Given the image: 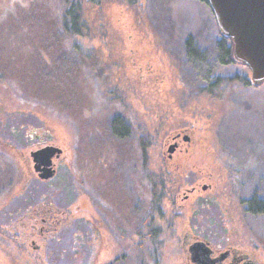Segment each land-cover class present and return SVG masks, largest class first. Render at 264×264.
<instances>
[{"label":"rangeland","instance_id":"374dc122","mask_svg":"<svg viewBox=\"0 0 264 264\" xmlns=\"http://www.w3.org/2000/svg\"><path fill=\"white\" fill-rule=\"evenodd\" d=\"M76 2L68 38L63 0H0V264H194L193 235L264 264L244 204L264 200V81L215 58L211 84L196 75L183 41L215 56L221 38L208 2ZM48 145L47 181L30 152Z\"/></svg>","mask_w":264,"mask_h":264},{"label":"water","instance_id":"95a60500","mask_svg":"<svg viewBox=\"0 0 264 264\" xmlns=\"http://www.w3.org/2000/svg\"><path fill=\"white\" fill-rule=\"evenodd\" d=\"M210 5L219 33L230 39L232 56L235 62L250 70V81L257 85L264 81V0H206ZM184 137V140H187ZM176 145L168 148L171 153ZM62 150L55 146H44L30 152L33 170L41 180L54 176L52 158L58 157ZM205 187H203L204 189ZM190 260L194 264H215L217 259L210 257L208 243L196 241L189 246ZM241 264H257L247 260Z\"/></svg>","mask_w":264,"mask_h":264},{"label":"trees","instance_id":"16d2710c","mask_svg":"<svg viewBox=\"0 0 264 264\" xmlns=\"http://www.w3.org/2000/svg\"><path fill=\"white\" fill-rule=\"evenodd\" d=\"M63 1L64 6L59 19V26L61 27L60 30H62L68 38L78 35L79 33L82 34V25L80 21L81 16L79 15L80 6L77 4L76 0L72 1L70 4L68 3V0ZM126 1L128 4L136 2V0ZM13 32L14 30H12V33ZM27 37L30 38L32 36L29 35ZM183 47L187 61L195 71L196 75L209 84L212 83L209 68L212 63V59L215 58L218 63L224 65L236 63L232 56L231 40L224 36H221V38L217 40L215 56H212V54L210 55L205 50H202L192 37H187L183 41ZM36 78H38V75L31 76V79L35 81ZM239 80L245 82L246 85L250 84V79L247 76L239 78ZM110 129L112 134L120 139L126 137L130 132L129 126L120 115H116L112 118L110 121ZM244 204L248 212L252 214L264 215V200H261L256 196H252L245 200Z\"/></svg>","mask_w":264,"mask_h":264},{"label":"flooded vegetation","instance_id":"af4514ba","mask_svg":"<svg viewBox=\"0 0 264 264\" xmlns=\"http://www.w3.org/2000/svg\"><path fill=\"white\" fill-rule=\"evenodd\" d=\"M222 36V35H221ZM245 87L247 86H250V85H246L245 82L241 81ZM181 132H177L174 136V139L173 141H175L173 144L176 145V149L178 148V140H184L183 137H181ZM189 138L186 140L188 141ZM54 167V165H53ZM50 180V179H48ZM47 180V181H48ZM193 189V188H192ZM192 191V190H191ZM37 214L39 213V211L36 212ZM45 213L47 214H50L49 211H46ZM58 221L57 219L55 220V222ZM41 223L44 225L45 223H48V219L47 218H41ZM56 229V226L52 225L50 227V229H45L44 227H40L38 229V232L40 235H42L43 237V240L46 239V237L48 236V234L51 232V230H55ZM197 239H201L199 236H191L189 241L186 242V236L184 237V240H183V244L186 243V250L188 251V247L191 245V243H193L194 241H196ZM204 239V238H203ZM210 245V243H209ZM211 246V245H210ZM211 257L213 259H217L221 256H224V258L221 260V261H218L216 262L215 264H241L243 263L244 261H247V260H250L248 257H246L245 255H242V254H238V253H235V251H231V250H217V249H214L212 248L211 246Z\"/></svg>","mask_w":264,"mask_h":264}]
</instances>
